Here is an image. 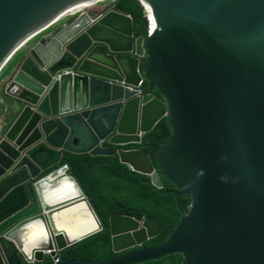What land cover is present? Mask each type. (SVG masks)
Instances as JSON below:
<instances>
[{
    "label": "water",
    "instance_id": "95a60500",
    "mask_svg": "<svg viewBox=\"0 0 264 264\" xmlns=\"http://www.w3.org/2000/svg\"><path fill=\"white\" fill-rule=\"evenodd\" d=\"M100 0H0V70L72 8ZM153 32L103 5L50 29L4 78L10 112L0 132V264H264V0H142ZM148 83V90L138 87ZM157 90L161 99L154 95ZM163 176L192 205L163 243L151 217L114 215L109 261L65 250L103 226L64 153L114 156L162 120ZM120 161L163 188L147 152ZM181 210V209H180Z\"/></svg>",
    "mask_w": 264,
    "mask_h": 264
},
{
    "label": "trees",
    "instance_id": "16d2710c",
    "mask_svg": "<svg viewBox=\"0 0 264 264\" xmlns=\"http://www.w3.org/2000/svg\"><path fill=\"white\" fill-rule=\"evenodd\" d=\"M114 7L132 17L135 37L144 33L145 19L138 0H116ZM154 94L161 98L159 92L155 91ZM171 135L172 127L163 119L135 148L146 151L157 168L156 155ZM114 150H117V147H114ZM63 164L69 166L70 174L80 185L103 226L98 234L67 249L63 254L67 260L108 261L126 253L117 254L113 251L109 224L112 215L157 219L162 226V232L145 245L153 247L169 238L181 221L182 210L185 213L189 211L191 200L183 196L180 210L171 193L176 189L175 185L164 176V187L157 189L152 185L150 177L132 171L121 163L117 155L95 157L89 154L65 153ZM139 264H182V256L174 254L159 261Z\"/></svg>",
    "mask_w": 264,
    "mask_h": 264
},
{
    "label": "clouds",
    "instance_id": "9594fccd",
    "mask_svg": "<svg viewBox=\"0 0 264 264\" xmlns=\"http://www.w3.org/2000/svg\"><path fill=\"white\" fill-rule=\"evenodd\" d=\"M139 1V3H140V5H141V7L143 8V14H144V19H145V24H147V34H148V36L153 32V25H154V18H153V16H152V14H151V11H150V9H149V7H148V5L147 4H145L142 0H138ZM116 2V0H100V1H98L97 3H93V4H91V5H87V6H85V7H82V8H72L67 14H65L64 16H62V18H59V19H57L55 22H53L51 25H49V26H47L45 29H43L37 36H35L30 42H28L22 49H20L3 67H2V69L0 70V124H1V128H0V132H2L4 129H5V127H6V125H7V122H8V118H9V112H10V106H9V100L7 99V97L5 96V94H4V91H3V85H2V82H3V80H4V78L8 75V73L11 71V69L13 68V66H14V64L17 62V60L19 59V56H20V54H21V52H22V50L23 49H25L28 45H30L31 43H33V42H35V40H37L38 38H40L42 35H44L47 31H49L50 29H52V28H54V27H56V26H58V24H60V23H62L63 21H65V20H67V19H72V18H76V17H78V16H80L81 14H83V13H86L88 10H93V9H99V7H101V6H103V5H113V7H114V3ZM114 9H116L115 7H114ZM118 11V10H117ZM124 14H126V13H124ZM129 15V14H128ZM132 18V17H131ZM133 20V19H132ZM133 28H134V25H133ZM144 34V33H143ZM142 34V35H143ZM135 35V34H134ZM141 35V36H142ZM140 37V36H139ZM136 38H138V37H136ZM13 61H15L14 62V64H13V66H12V68L10 69V71L4 76V77H2L1 75H2V73H3V71L8 67V65L10 64V63H12ZM138 87H144L146 90H148V83L146 82V81H141L140 83H139V85H138ZM155 91H157V90H155ZM158 92V91H157ZM155 93V92H154ZM155 95V94H154ZM162 98V97H161ZM160 98V99H161ZM165 119V118H164ZM163 120V119H162ZM161 120V121H162ZM167 120V119H166ZM160 121V122H161ZM158 125V124H157ZM156 125V126H157ZM155 126V127H156ZM151 132V131H150ZM148 134V133H147ZM146 134V135H147ZM145 135V136H146ZM145 138V137H144ZM143 138V139H144ZM143 139H142V141H143ZM142 141H141V143H142ZM141 143H139V144H137V143H131V144H127V145H123V146H110V145H106V147H112V149L114 150V147H117V150H114L115 151V155H117L118 156V154H117V152L118 151H120V150H123V151H137V150H142V149H140V148H135V146L136 145H140ZM163 148V147H162ZM161 148V149H162ZM160 149V150H161ZM142 151H144V150H142ZM146 152V151H145ZM160 152V151H159ZM158 152V153H159ZM157 153V154H158ZM65 154V153H64ZM81 155V154H80ZM90 155V154H89ZM149 155V154H148ZM96 157V156H95ZM109 157V156H108ZM119 157V156H118ZM150 157V156H149ZM64 158V157H63ZM151 159V158H150ZM119 160H120V158H119ZM152 161V160H151ZM156 161H157V155H156ZM122 163V162H121ZM62 164H63V162H62ZM124 164V163H123ZM152 164H153V162H152ZM63 165H66V164H63ZM125 165H127V164H125ZM154 165V164H153ZM128 166V165H127ZM69 167V166H68ZM129 167V166H128ZM130 168V167H129ZM154 168H155V170L160 174V176H161V179H162V176H163V174H162V171L159 169V167H158V163H157V168L154 166ZM131 169V168H130ZM132 170V169H131ZM132 171H134V170H132ZM135 172V171H134ZM70 173V172H69ZM140 174V173H139ZM71 175V174H70ZM142 175H144V174H142ZM72 176V175H71ZM145 176H148V175H145ZM73 177V176H72ZM148 177H150V176H148ZM150 179H151V177H150ZM162 182H163V180H162ZM151 183H152V185H154L157 189H162V188H158L153 182H152V179H151ZM80 186V185H79ZM163 187H164V182H163ZM176 188V187H175ZM176 190V189H175ZM174 191V190H173ZM172 192V191H171ZM174 196V195H173ZM183 196H185V197H187L186 195H183ZM183 196H182V198H183ZM175 197V196H174ZM87 198V197H86ZM187 198H189V197H187ZM190 199V198H189ZM176 200V199H175ZM191 200V199H190ZM89 201V200H88ZM181 201H182V199H181ZM177 202V201H176ZM90 203V202H89ZM178 205V204H177ZM191 205H192V201H191ZM191 205H190V207H191ZM92 206V205H91ZM179 207V206H178ZM190 207H189V209H190ZM180 209H182L181 208V203H180ZM183 211V210H182ZM96 213V212H95ZM185 213V212H184ZM186 213H188V212H186ZM112 216H114V215H112ZM131 217V216H130ZM137 217H139V216H137ZM141 217H146V216H141ZM152 218V217H151ZM155 219V218H154ZM157 220V219H156ZM177 227V226H176ZM154 239V238H153ZM152 240V239H151ZM80 243V242H79ZM78 244V243H77ZM76 245V244H75ZM144 245H146V243L144 244ZM74 246V245H73ZM148 248H150V247H148ZM69 249V248H68ZM66 251V250H65ZM128 252V251H127ZM126 252V253H127ZM115 253V252H114ZM122 253H124V252H122ZM118 254V253H117ZM125 254V253H124ZM123 255V254H122ZM181 255V254H180ZM44 256L45 257H48L45 261H47V262H49V261H52V262H57V261H59V260H54V256H52V252L51 251H48V252H44ZM121 256V255H120ZM171 256V255H170ZM182 256V255H181ZM168 257V256H167ZM64 258V257H63ZM117 258V257H116ZM165 258V257H164ZM163 259V258H162ZM112 260V259H111ZM161 260V259H160ZM44 261V262H45ZM109 261V260H108ZM159 261V260H158ZM46 262V263H47ZM39 263H41V262H39ZM38 263V264H39ZM45 263V264H46ZM139 264V263H138ZM182 264H183V261H182Z\"/></svg>",
    "mask_w": 264,
    "mask_h": 264
},
{
    "label": "crops",
    "instance_id": "0c3cea01",
    "mask_svg": "<svg viewBox=\"0 0 264 264\" xmlns=\"http://www.w3.org/2000/svg\"><path fill=\"white\" fill-rule=\"evenodd\" d=\"M14 62H15V61H13L12 63H10V64L8 65V67L3 71L2 75H1L2 77H4V76L10 71V69L12 68Z\"/></svg>",
    "mask_w": 264,
    "mask_h": 264
},
{
    "label": "built area",
    "instance_id": "2783aa9c",
    "mask_svg": "<svg viewBox=\"0 0 264 264\" xmlns=\"http://www.w3.org/2000/svg\"><path fill=\"white\" fill-rule=\"evenodd\" d=\"M0 128H1V124H0Z\"/></svg>",
    "mask_w": 264,
    "mask_h": 264
},
{
    "label": "bare ground",
    "instance_id": "6f19581e",
    "mask_svg": "<svg viewBox=\"0 0 264 264\" xmlns=\"http://www.w3.org/2000/svg\"><path fill=\"white\" fill-rule=\"evenodd\" d=\"M103 1V0H102ZM105 1V0H104Z\"/></svg>",
    "mask_w": 264,
    "mask_h": 264
}]
</instances>
